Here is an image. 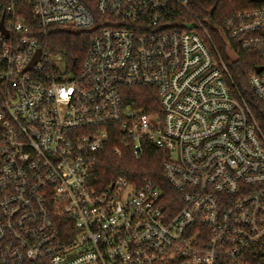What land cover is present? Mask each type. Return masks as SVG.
<instances>
[{"label":"built area","instance_id":"1","mask_svg":"<svg viewBox=\"0 0 264 264\" xmlns=\"http://www.w3.org/2000/svg\"><path fill=\"white\" fill-rule=\"evenodd\" d=\"M0 25V264H253L264 134L190 0H0ZM35 26L92 32L80 66ZM221 31L230 57L257 55L264 103V4ZM135 89L155 93V112ZM112 143L166 155L173 214L152 180L93 182Z\"/></svg>","mask_w":264,"mask_h":264},{"label":"trees","instance_id":"2","mask_svg":"<svg viewBox=\"0 0 264 264\" xmlns=\"http://www.w3.org/2000/svg\"><path fill=\"white\" fill-rule=\"evenodd\" d=\"M263 4L262 1L254 0H190V10L209 30L231 73L234 87L247 102L264 134V103L253 94L249 85V77L253 74L258 60L257 55L252 52H241L232 59L221 35L223 22L228 16L236 12L260 7ZM35 30L40 45L53 55L62 57L71 71L80 66L91 44L92 32L51 28L43 30L37 26H35ZM74 59L77 60L76 65L73 64ZM129 95L133 102L144 104L145 111L150 113L156 111L150 106L151 102L157 104L155 93L145 89H135ZM1 107L2 100L0 98V109ZM117 146L116 143H112L107 147L104 162L93 173V182L98 187H105L118 178H127L133 184L141 186L144 181L152 180L163 193V204L173 214L175 203L179 202L180 195L169 185L164 176L163 165L166 155L150 147L147 149L144 158L137 161L127 151H124L120 157L116 156L114 150ZM251 258L253 264H264V242L252 253Z\"/></svg>","mask_w":264,"mask_h":264},{"label":"water","instance_id":"3","mask_svg":"<svg viewBox=\"0 0 264 264\" xmlns=\"http://www.w3.org/2000/svg\"><path fill=\"white\" fill-rule=\"evenodd\" d=\"M192 29V28H190ZM3 26L0 25V31H3ZM40 57H41V50L38 51V55L36 56V59L34 60V62L32 63V65L29 67L30 69L33 68L39 61H40ZM73 62L76 63V59L73 60ZM262 69H258L257 72H261Z\"/></svg>","mask_w":264,"mask_h":264},{"label":"rangeland","instance_id":"4","mask_svg":"<svg viewBox=\"0 0 264 264\" xmlns=\"http://www.w3.org/2000/svg\"><path fill=\"white\" fill-rule=\"evenodd\" d=\"M254 1H264V0H254ZM78 32H82V30H79ZM87 32H89V31H87ZM231 58L234 59V56Z\"/></svg>","mask_w":264,"mask_h":264}]
</instances>
